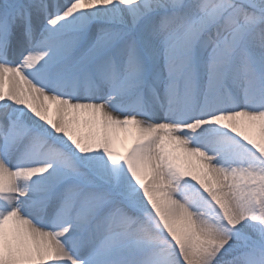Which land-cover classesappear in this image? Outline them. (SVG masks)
<instances>
[{
	"label": "snow or ice",
	"instance_id": "snow-or-ice-1",
	"mask_svg": "<svg viewBox=\"0 0 264 264\" xmlns=\"http://www.w3.org/2000/svg\"><path fill=\"white\" fill-rule=\"evenodd\" d=\"M0 264H264V0H0Z\"/></svg>",
	"mask_w": 264,
	"mask_h": 264
}]
</instances>
